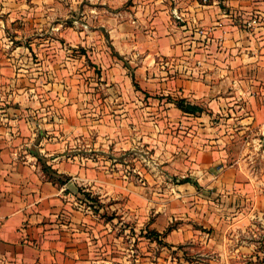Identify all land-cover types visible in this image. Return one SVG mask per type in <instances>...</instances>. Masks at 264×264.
<instances>
[{
    "label": "crops",
    "instance_id": "obj_1",
    "mask_svg": "<svg viewBox=\"0 0 264 264\" xmlns=\"http://www.w3.org/2000/svg\"><path fill=\"white\" fill-rule=\"evenodd\" d=\"M155 4L145 11H110L109 27L101 25L110 53L102 55L111 62L121 57L136 62L143 87L202 107L188 117L192 182L170 185L176 192L172 201H150L148 188L140 186L138 209L131 184L118 182L114 168L100 169L95 162L94 156H101L94 152L99 142L81 130L85 123L78 107L72 112L63 74L71 57L84 59V49L93 47L99 55L102 40L79 41L72 45L75 55L62 42L60 51L48 45L52 50L38 53L35 44H12L0 32V264H132V250L118 243L116 224H126V235L133 210L143 225L150 206L156 207L153 226L159 233L175 223L167 235L173 243L192 240L194 234L202 239L197 224L216 228L203 233L206 242L213 234L216 240L228 238V225L264 223V217L241 212L246 195L264 190L259 185L264 165L255 167L262 180L249 169L255 158L264 162V0H194L185 11ZM175 12L183 18L176 19ZM18 14L0 11V24ZM134 14L139 20H130ZM253 15L263 25L248 31L243 19ZM118 16L124 23L118 25ZM131 21L144 30L134 32ZM39 58L64 65L59 79L56 72L46 75L55 82L44 89L37 86ZM217 113L221 120L213 122ZM119 188L129 193L109 202ZM85 191L98 195L100 204L87 199ZM116 206L124 209L120 218L112 212Z\"/></svg>",
    "mask_w": 264,
    "mask_h": 264
},
{
    "label": "rangeland",
    "instance_id": "obj_2",
    "mask_svg": "<svg viewBox=\"0 0 264 264\" xmlns=\"http://www.w3.org/2000/svg\"><path fill=\"white\" fill-rule=\"evenodd\" d=\"M157 1L165 2L170 11H185L191 9L194 0H0V11H19L8 24H0V32L3 34L1 38L12 44L31 43L33 47L35 44L39 53L45 48V51L52 50L47 49L48 45H55V49L60 51L59 43L62 42L70 44V54L74 52L72 54L75 55L77 48L72 45L79 41L102 40L97 46L102 48H97L96 51L100 52V56H96L102 61L94 56V48L88 47L84 49V59L71 57L69 63H66L69 72L63 76L66 77L70 91L68 101L73 105V113L78 107L79 118L85 123V128L81 130L86 137L99 142L95 146L98 150L94 152L101 153V156H94L95 162L100 169L114 168L118 182L131 184L133 203L137 208L140 200L135 196L141 194L137 191L140 186L148 188L145 193L150 201H172L176 192H172L170 185L174 186L184 179L192 182V167L189 162L192 161V120L188 118L192 116L176 109L177 96L143 87L140 83V65H136V62L130 63L125 57L114 62L104 59L103 52L110 53V38L106 37L105 28L101 25L109 27V17L113 16L110 11H145L150 4L156 7ZM174 15L176 17L175 13ZM132 18L139 20V16L135 14L133 17L131 15L130 20ZM127 19L129 20V16ZM124 21L123 16H118V25ZM131 25H134V32L144 30L143 24ZM140 30L138 34H141ZM35 63L38 75L44 77L38 76L39 89L49 87L51 81L54 83L55 78L59 79L57 71L64 68L60 61L47 63L44 58H39ZM50 71L56 72L55 78L46 80ZM69 116L74 117L72 113ZM220 118V113H217L213 122L220 121ZM263 165L260 158H255L249 166L254 176L257 174L260 180L262 177L255 167ZM259 185L264 189V184ZM255 187L256 190V182ZM84 193L87 199L99 203L98 195L91 191ZM128 193V190L119 188L117 192L111 193L109 202L118 201ZM261 193L254 191L253 196L246 195L241 212L247 210L245 215L264 217V190ZM253 202L255 208L252 207ZM150 207L143 225L137 209L133 210V219L127 223L126 235V224L121 225L122 220L116 224L118 238L121 237L118 243L123 247L126 242L127 247L131 248L132 264H264L263 221L249 224L248 227L244 225L242 228L228 225V238L221 241L219 237L216 240L213 234V239L206 242L203 233L211 234L216 228H205L204 224H197L196 228L201 231L198 236H202V239L196 238L197 235L194 234L192 240L173 243L167 239V235L176 226L175 223L171 222L163 233H159L153 226L156 207ZM112 212L114 215L118 213L116 217L120 218L124 209L116 206ZM237 248L244 251V254H238L235 251Z\"/></svg>",
    "mask_w": 264,
    "mask_h": 264
},
{
    "label": "trees",
    "instance_id": "obj_3",
    "mask_svg": "<svg viewBox=\"0 0 264 264\" xmlns=\"http://www.w3.org/2000/svg\"><path fill=\"white\" fill-rule=\"evenodd\" d=\"M176 105L185 113H188V114H192V113H197V112H200L202 111V107H199L197 105H194L192 104L191 102L187 101L186 99H183V98H180V99H176ZM46 169L50 170L49 167H46ZM188 182V181H191L190 179H184L182 180V182ZM154 234H158L159 233H154Z\"/></svg>",
    "mask_w": 264,
    "mask_h": 264
},
{
    "label": "built area",
    "instance_id": "obj_4",
    "mask_svg": "<svg viewBox=\"0 0 264 264\" xmlns=\"http://www.w3.org/2000/svg\"><path fill=\"white\" fill-rule=\"evenodd\" d=\"M205 2L209 1V0H204ZM176 14V17L177 18H182V16L180 14ZM263 23H262V19L261 17L257 16V15H254L253 17H250V18H246V19H243V23H242V26L248 30V31H253L254 29L262 26ZM199 32H203V30H200Z\"/></svg>",
    "mask_w": 264,
    "mask_h": 264
}]
</instances>
